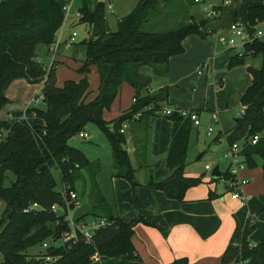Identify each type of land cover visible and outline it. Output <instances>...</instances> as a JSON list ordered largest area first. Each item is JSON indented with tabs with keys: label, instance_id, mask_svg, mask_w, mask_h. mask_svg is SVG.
<instances>
[{
	"label": "trees",
	"instance_id": "16d2710c",
	"mask_svg": "<svg viewBox=\"0 0 264 264\" xmlns=\"http://www.w3.org/2000/svg\"><path fill=\"white\" fill-rule=\"evenodd\" d=\"M167 2L137 0L132 10L118 20L117 29L112 31L105 18V3L98 1L90 9L87 1L83 0L79 21L88 25L89 37L81 42L85 48V60L77 72L82 78L79 81L66 80L63 86H58L57 69L52 67L48 71L37 59V50L40 45L49 46L55 41L65 20L61 5L57 0L0 1V111L10 103L6 96L7 88L20 78L30 83L44 81L42 93L46 105L44 109L32 108L43 120L42 125H31L27 119L14 123L0 122V199L6 204L5 218L0 226V252L3 254L0 264L43 263L40 257L29 255L27 250L50 237L61 238L70 230L66 220L68 207H73L69 193L75 190L78 180L85 182L83 170L87 172L90 184L91 208L99 211L93 215L104 217L111 224L95 230L90 243L80 236L75 244L67 242L63 246L49 248L48 254L58 257L53 264H90L95 254L102 258L124 256L130 264H144L134 252L131 237L137 223L151 225L150 222L139 214L128 222L119 217L114 204L106 199L96 180L100 163L88 160L69 141L85 131L89 123L100 126L111 149V176L125 179L132 188L140 185L126 150L125 134L120 129L124 122L137 129L138 135L133 137L134 153L138 158H146L151 128L149 120L156 118L157 113L164 109L161 103L168 98L166 86L154 93L149 92L151 78L144 70L148 68L157 75L166 76L170 57L184 52L182 42L187 36L195 34L206 39L208 30L215 32L219 28L223 6V0L220 5H212L220 12L216 17L187 13L186 19L173 27L159 31L148 29L155 18V26L174 20L175 10L167 7ZM192 2L196 1L189 0L190 4ZM171 4L174 5L173 0ZM246 10L248 21L256 18L264 21V2L247 5ZM252 54L261 56V65L259 68H246L252 79L240 97L242 113L233 119V125L227 131L229 145L236 141L245 145L253 135L264 136V42L256 38L245 43L242 55L235 53L231 56L227 67L243 64L245 57ZM92 66L96 67L99 84L95 97L88 100V73ZM123 83L134 90L132 104L118 117L105 121L103 111L110 107ZM177 110L175 108L168 116L172 126L165 170L160 175L150 176L147 185L163 191L168 198L182 202L186 190L197 186L201 179L185 175L193 124L189 118L180 116ZM258 155L263 161L264 177V149ZM244 162L248 168L257 166L250 153L245 154ZM54 168L61 173L62 192L56 190ZM8 171L16 179L10 186H5ZM222 177H229L228 170ZM213 197L215 193L209 190L208 198ZM33 203H38L41 209L25 212L24 209ZM54 204L60 205L66 213L54 212ZM249 220L248 217L242 230H234L219 264H237L240 260L246 261L245 264H264V237L257 244L250 245L248 236L253 227L249 226ZM171 264H188V261L181 257Z\"/></svg>",
	"mask_w": 264,
	"mask_h": 264
},
{
	"label": "rangeland",
	"instance_id": "374dc122",
	"mask_svg": "<svg viewBox=\"0 0 264 264\" xmlns=\"http://www.w3.org/2000/svg\"><path fill=\"white\" fill-rule=\"evenodd\" d=\"M58 1V0H57ZM87 5L93 7L94 3L98 0H86ZM106 1V0H105ZM136 0H113L115 14L112 15L106 12L107 16V24L109 25L112 31L117 29V19L121 18L123 15L129 13L134 6V2ZM172 0H168L167 7H172L175 10L174 20H172L169 24L166 22V25L157 24L155 26L156 18L152 20V23L149 25L150 30L159 31L163 29H167L177 25L179 21H184L186 19L187 13L191 15L202 16L203 14V6H212V5H220L221 0H205L203 2H192L189 3V0H173V4H171ZM259 4L261 1H243V0H227V3L223 6L222 17H221V27L225 28L219 29L220 34L228 33L229 25L233 22L234 11L238 10L240 15L243 17V20H237L242 22L246 28L248 33L253 34L257 29H260L264 33V22L257 23L259 18L254 20H246L245 17V8L247 5ZM58 3L62 8L64 6L69 5V9L64 11L65 16L68 15L69 18L65 23L64 27L60 28V32L58 37L62 34V41L64 42L69 38L70 34L73 31H77L79 36L77 38L76 44L70 46V48L66 49L64 47V43L60 45V52H66L72 57L73 60L69 62L68 65L59 68L58 76L61 79L63 77L62 72L66 69L67 73L77 74L76 67L81 66L82 62L85 60V48L81 43L85 39L89 37V27L86 23H81L79 19H77L78 8L82 5L83 0H59ZM185 5V7H184ZM175 6V7H173ZM128 11V12H127ZM202 12V13H201ZM220 13V12H219ZM155 20V22H153ZM68 23V24H67ZM258 24V25H257ZM217 34H209V36L202 42L201 46L193 52L190 53L188 60L183 62L177 61L168 69V74L166 76L152 77L153 81L150 82L151 90L149 92H156L157 89L154 87H158L157 84L161 80L163 84L167 87L168 93V101L170 106H175L177 109H190L191 107L200 111L199 126H192L190 139H189V147L186 154V163L184 166V172L188 176L198 177L201 179V182L193 189L196 190V194H199L204 188H211L216 186V192L221 194L223 197H229V192H224V181L225 178H219L213 180L211 177V171L215 166H218L221 173H225L230 164V158L226 155L227 143L225 141H221L220 143H215L213 140L218 133L222 132V127L219 122H213L211 115L213 110H222L225 108L226 103L228 102L229 106H234L232 104L235 100V93L233 86H229L227 91L218 92L219 86H216L214 83L213 73L216 71H220L222 67V63L224 60V56L218 57V55H214L215 50L221 52L226 50L227 48L221 45L216 40ZM260 41L264 42V34L258 38ZM192 44L191 42H189ZM232 50L241 51L240 46H236L235 48H231ZM37 56L41 58L43 62L48 64L50 58L46 53V46L40 45L37 50ZM253 55V54H252ZM201 56L204 60L201 59ZM217 56V57H216ZM251 56V55H247ZM254 56V55H253ZM257 56V55H256ZM260 56V55H259ZM250 59L246 60L249 61ZM202 61V62H201ZM201 62V63H200ZM61 64L60 62H56V64ZM198 63V64H197ZM199 64H203L201 68V73L197 72V66ZM251 64V62H250ZM208 66V70L206 72V66ZM225 65V64H224ZM241 65V64H240ZM257 65V64H256ZM247 68V67H246ZM151 69L146 68L144 73L146 74H156ZM242 69H239L236 72H232L229 75L225 76L226 85L236 82L242 76ZM220 78V77H219ZM88 82H89V90L90 94L97 92L98 90V75L94 70H90L88 73ZM28 80L24 78H20L15 80L6 90V96L9 98L10 103L7 104L0 111V122H9L14 123L18 121V119L24 114L26 104L31 99L32 95L36 91L37 85H29ZM236 103V102H235ZM132 104V94L130 91V86H124L119 93V95L114 99L108 109L103 111L102 117L105 121H110L119 116V113L125 109H128ZM167 104V103H165ZM164 105V104H163ZM170 106L165 105V109L171 108ZM40 109H44L46 107L44 102H40L38 106ZM33 107L27 111V120L31 125H42L43 120L39 119L36 116V113ZM241 107L239 106L237 109L233 108L230 112H224L226 119L230 121L233 119V115L235 111ZM212 109V110H211ZM197 113V112H196ZM10 115L14 117L10 118ZM237 117L234 115V118ZM211 118V119H210ZM171 120L168 117L162 115V113H157V117L151 118L149 120V124L151 126L148 137V145H147V154L149 156V161L147 164L143 166H139L136 162H133L132 166L135 169L136 177L140 180L141 173L143 172H151L154 169L161 166L160 156L162 152L166 149L169 138L167 137V129L168 123ZM211 125L212 130L207 134L208 126ZM89 135V138H83L79 134L70 139L69 144L78 148L82 153H84L88 160L90 161H98L100 165L103 167V172H109V161L111 157V149L106 137L104 130L94 124L89 123L85 129ZM126 130V150L127 147H130V141L128 140L129 133ZM5 135V134H4ZM264 144V139L260 140L256 147H259ZM169 147V146H168ZM254 146H246L245 148H251ZM168 151V149H167ZM128 152V150H127ZM167 153V152H166ZM129 157L132 153H128ZM165 158L164 157V170H165ZM241 158V155H240ZM162 166L160 167V169ZM163 170V171H164ZM85 176V182L83 180H78L76 182L75 192L78 196L77 200L71 201L73 207L68 211V216L72 218H91L87 217V212H90L91 203L90 198L88 196L89 190V180L87 178V172L82 171ZM53 174L56 180V190L59 192L63 191V184L61 179V173L58 169H53ZM16 179V176L11 172H7V176L5 179V186H10L12 181ZM121 191V197L125 195V189H119ZM105 193L108 197H110V192L105 189ZM240 200V199H239ZM5 202L0 199V226H2V222L4 221V209ZM61 213V211L59 212ZM52 237L46 239L45 241H50ZM44 241V242H45ZM45 249L42 247V244L33 246L27 250V253L31 256L41 257L45 253ZM3 261V254L0 252V262ZM246 261L240 260L237 264H245Z\"/></svg>",
	"mask_w": 264,
	"mask_h": 264
},
{
	"label": "crops",
	"instance_id": "0c3cea01",
	"mask_svg": "<svg viewBox=\"0 0 264 264\" xmlns=\"http://www.w3.org/2000/svg\"><path fill=\"white\" fill-rule=\"evenodd\" d=\"M59 1V0H58ZM103 1L105 5H107L108 1L110 0H98ZM97 1V2H98ZM111 10H105V18L107 21L106 12L114 15L115 9L113 0ZM205 1V0H204ZM90 6V9H93ZM222 2V0H221ZM137 3V0L134 2V6ZM251 3V2H250ZM252 4V3H251ZM225 5V4H224ZM223 5V6H224ZM133 6V7H134ZM220 13L219 19V29L225 28L224 26L221 27V17H222V10ZM81 7V6H80ZM79 7V8H80ZM77 19H79L78 13ZM132 10V9H131ZM128 12V11H127ZM202 13V12H201ZM128 14V13H127ZM126 15V14H125ZM123 15V16H125ZM122 16V17H123ZM121 17V18H122ZM245 17L247 18V10L245 8ZM69 16H65V20L63 22V27L67 22ZM243 17L240 15L239 11H234V16L232 21L234 20H243ZM120 18L117 19V21ZM68 24V23H67ZM109 27V25H108ZM110 28V27H109ZM111 30V29H110ZM58 31L57 34H59ZM62 34L63 29L60 34V42L62 41ZM209 36V35H208ZM207 36V37H208ZM58 38V35L57 37ZM66 39L64 42V47L66 49L70 48L71 45L67 44ZM205 39H201L197 35H189L187 36L182 44L184 47V52L179 55H174L170 57L168 69L171 65L176 63L177 61H185L188 60V57L193 50L199 48L204 42ZM191 42L192 44H190ZM60 47V46H59ZM239 51H234L231 48H227L221 52L215 50L213 53L214 55H218V57L224 56V60L222 63V67L220 71H216L213 73L214 84L219 86L218 92L227 91L229 86H233L235 95V100L232 104L234 106H229L228 102L225 105V108L222 110H213L212 112L217 113L218 115V122L221 124L222 132L217 140H213L215 143H220L222 140L227 143V148L229 146L226 136L227 131L233 125L234 115L239 116L242 113V106L240 104V97L245 89L250 85L252 76L247 71L246 67L251 66L253 68H259L261 65V56H246L245 59L247 61L241 65H236L233 67H227L228 60L231 56ZM46 53L47 56L50 58L48 64L46 65L47 68L54 63V67L57 69V85L63 86L66 80H75L79 81L82 78V75L76 72L77 74L67 73L66 69L63 70L62 75L63 77L60 79L58 76L59 68L68 65L69 62L73 60L72 57L66 52H60L58 49L57 53L53 54L49 51V46H46ZM39 54V53H37ZM217 57V56H216ZM37 59L41 62L40 57L37 56ZM201 59L203 57L201 56ZM56 62H60L61 64H56ZM202 62V61H201ZM200 62V63H201ZM251 62V64H250ZM46 64L45 62H43ZM198 64V63H197ZM225 64V65H224ZM257 64V65H256ZM198 66H202L203 64H199ZM197 66V67H198ZM207 65L206 72L208 70ZM80 66L76 67V71ZM94 70L97 73L96 67H90V70ZM239 69H242V76L236 81L228 85L225 82V76L229 75L232 72H236ZM152 72V71H151ZM146 74V73H145ZM98 75V74H97ZM151 78V82L153 81L152 77H159L160 75L157 74H146ZM220 77V78H219ZM29 84V83H28ZM99 84V80H98ZM30 86L37 85L36 91L32 95L29 102L26 104L24 114L18 119L21 120L23 118L27 119V111L32 106V101L38 95L44 82H39L36 84H29ZM124 86H128V84L123 83L120 87L121 92ZM158 87H154V89H159L164 87L165 84L162 83L160 80L157 84ZM151 85H149V90H151ZM153 88V87H152ZM131 94L133 96L134 90L130 87ZM118 93V95H119ZM97 92L88 95V100L95 97ZM117 95V96H118ZM236 102V103H235ZM167 103V104H165ZM164 104V105H163ZM169 105L168 98L166 101L161 103V106L165 108ZM233 115V119L230 121L226 119L224 112H230L233 108L237 109ZM171 108L175 109V106H170ZM127 110V109H125ZM188 110V109H186ZM189 110H194L197 112L198 116L200 115V111L194 108H190ZM212 110V109H211ZM124 111V110H123ZM121 111L119 115L123 112ZM211 115V118L213 114ZM14 117L10 115V118ZM165 117H168L165 115ZM169 118V117H168ZM210 118V119H211ZM236 118V117H235ZM200 125L199 124L196 126ZM167 129V137L170 139L171 136V126L172 121L168 123ZM195 126V127H196ZM127 132L129 133L128 140L130 141L131 146L127 147L128 153H132L130 156L131 163L136 162L139 166L141 164L146 163L149 161V156L147 154L146 158L144 157H136L135 156V148L133 144V137L138 135V131L136 128L132 127L128 123ZM126 130L124 134L126 133ZM85 132H87L85 130ZM88 134V133H87ZM89 138V135L88 137ZM264 139V136L259 135V139L255 144H245L242 141H238L240 143V150H241V159H244L245 154L250 153L253 157H255L257 161V166L253 168H248L247 166L242 169L239 173L240 177L245 178L247 183L241 187L240 191L244 194L245 200L240 201L239 199H232L231 193L229 197H223L221 194L216 192V186L211 188H204L199 194H196V190L194 191L195 187H190L186 190L184 194V201L179 202L176 199L168 198L165 193L161 190L150 188L147 185L148 179L150 176H156L163 173L164 170V157L167 154L168 146L170 145V141L166 147V149L162 152L160 158L162 168H156L151 172H143L141 173L140 180L136 177L137 172H135V179L140 184L135 188H132L128 181L118 177H112V158L110 157L109 161V172H103V167L100 165L99 171L96 175V180L99 184V187L103 194L105 195L106 199L111 203L114 204V211L115 213L121 217L124 221H130L135 215L139 214L144 217L151 225H146L143 223H137L134 227V233L131 237L132 244L134 246V252L137 257L143 262L144 264H171L174 259L186 257L188 264H219L222 254L225 251V248L228 244V241L236 228L242 230L246 221L249 217V226L253 227L251 233L248 236V240L250 245L257 244L263 237H264V177L261 165L263 163L262 159H260L258 152L264 149V144L256 147L260 140ZM254 146L251 148H245L246 146ZM227 150V149H226ZM229 167V166H228ZM228 170V168H227ZM223 174V173H221ZM186 175V174H185ZM188 176V175H186ZM125 189L124 197H121V191L119 189ZM105 189L110 192V197L107 196L105 193ZM209 190L215 193V197L209 199L208 192ZM229 192L226 180L224 181V192ZM93 212H98V210L90 209V212H87V217H99V215H93ZM90 264H130L129 261L124 256L119 257H112V258H95L92 259Z\"/></svg>",
	"mask_w": 264,
	"mask_h": 264
},
{
	"label": "built area",
	"instance_id": "2783aa9c",
	"mask_svg": "<svg viewBox=\"0 0 264 264\" xmlns=\"http://www.w3.org/2000/svg\"><path fill=\"white\" fill-rule=\"evenodd\" d=\"M195 1L203 2L202 0H195ZM261 2H264V0H261ZM226 3H227V0H223L222 5ZM111 7H112V1L110 0L108 1L107 5H105V10L107 9L108 11H110ZM63 9L67 11L69 9V5L64 6ZM203 14L206 17L212 18V17H216L219 14V11L216 8H213L212 6H203ZM78 16H80L79 13H78ZM261 22H264V21H260V20L257 21L258 24ZM208 34H217L216 40L226 48H235L236 46H240L242 50L238 52V54L242 55L244 44L247 42H251L252 40L256 38H259L264 33L262 30L257 29L255 32H253V34H250L248 33L246 26L242 22L234 20L229 25L228 33L220 34L219 28H218L215 32H211L210 30H208ZM78 36H79L78 32L73 31L67 40V44L73 45L74 43H76ZM60 43H61L60 37L56 38L55 41L51 45H49V51L53 54L57 53ZM52 67H54V63L50 65L48 68L46 67V69L49 71L50 68ZM201 68L202 66L197 67L198 73L202 72ZM44 101H45V97L41 90V92L38 95H36V97L33 99L32 107L38 106L40 102H44ZM174 111L175 109L173 108H169V109L164 108L160 113H162V115L164 116L165 115L169 116ZM177 112L183 118H189L192 121L193 126H196L199 124V116L194 110L178 109ZM212 121L218 122L217 113L213 114ZM127 127H128V123L124 122L121 126L120 131L124 133ZM211 130H212V127L211 125H209L207 134H209ZM79 135L83 138L88 137V134L85 131L80 132ZM258 139H259V135H253L246 142L247 144H255ZM226 155L230 158V164L228 167L229 177L225 179L228 191H230L232 199L236 198V199H240V201H243L245 200L246 196L242 194L240 189L242 186H244L247 183V180L245 178L240 177L239 175L240 171L246 167L244 159L240 158V155H241L240 143L236 141L230 144L226 150ZM69 198H70V201L77 200L78 196L74 190H72L69 193ZM40 209H41V206L38 203H33L29 208H25L24 211L28 212L29 210H40ZM52 210L56 213H59L60 211L61 213L65 212L63 208L58 204H54L52 206ZM69 210H70V207H68V211ZM68 211L67 213L66 212L65 213H66V220L70 226V230L65 232L61 238L56 239L52 237L50 241H45L42 243V247L46 251L43 254V256L40 257V259L43 260V263L41 264H53L58 259L57 256L48 254L47 250L49 248H52V247L57 248V247L63 246L67 242L71 244H75L76 242L79 241L80 236H81V239H83L85 242L90 243L92 241L95 230L111 224V222L108 221L104 217H91L89 219L79 217L75 219V218L68 216ZM99 257H100L99 255L95 254L91 257V260L95 258H99Z\"/></svg>",
	"mask_w": 264,
	"mask_h": 264
},
{
	"label": "water",
	"instance_id": "95a60500",
	"mask_svg": "<svg viewBox=\"0 0 264 264\" xmlns=\"http://www.w3.org/2000/svg\"><path fill=\"white\" fill-rule=\"evenodd\" d=\"M0 1H1V0H0ZM42 169H43V168H42ZM211 177H212L213 179H219V178L222 177V174H221V172H220L218 166H215V167L212 169V171H211Z\"/></svg>",
	"mask_w": 264,
	"mask_h": 264
}]
</instances>
